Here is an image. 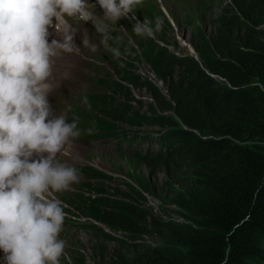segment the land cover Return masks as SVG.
<instances>
[{
    "label": "trees",
    "instance_id": "obj_1",
    "mask_svg": "<svg viewBox=\"0 0 264 264\" xmlns=\"http://www.w3.org/2000/svg\"><path fill=\"white\" fill-rule=\"evenodd\" d=\"M236 4L237 13L213 17L205 33L197 29L189 38L198 60L167 56L147 61L165 92L150 83L145 91L152 106L171 114L142 121L168 126L159 151L167 145L173 167L185 170L156 197L161 211L165 201L177 206V219L142 214L106 197L81 199L90 216L109 228L156 235L165 243L120 241L106 256L100 242L101 264H264V0ZM119 76L137 87L142 81L128 70ZM126 99L141 102L131 91ZM162 159L158 153L150 163ZM169 165L163 167L171 172ZM166 243L188 246V258Z\"/></svg>",
    "mask_w": 264,
    "mask_h": 264
},
{
    "label": "clouds",
    "instance_id": "obj_2",
    "mask_svg": "<svg viewBox=\"0 0 264 264\" xmlns=\"http://www.w3.org/2000/svg\"><path fill=\"white\" fill-rule=\"evenodd\" d=\"M96 3L103 10V20L94 16L90 8L95 9L96 5L89 0H0L1 264H69L67 260L60 262L65 240L72 239L70 234L64 235V240L59 238L64 221L73 217L81 223H88L86 218L97 221L86 209L75 205L64 212L62 202L53 195L79 182L78 170L61 162L58 156L75 158L73 140L81 132L75 120L66 122V113L53 115L48 99L55 87L56 61L65 55L80 54V47L74 43L76 30L69 18L91 22L101 34L100 45L109 48L118 59L120 50L110 47L109 41L114 37L105 21L115 23L120 18L136 21L133 9L142 5L143 0H96ZM191 3L202 11L210 8L207 0ZM162 26L160 18H156L154 27L151 21H136L133 31L137 36L151 38ZM82 45L92 52L98 50L97 44L87 37L82 39ZM187 46L191 54L184 57L198 60L191 44ZM62 200L67 201L64 197ZM78 209H82L80 213L85 218L77 216ZM76 252L78 259L74 262L80 263L85 255Z\"/></svg>",
    "mask_w": 264,
    "mask_h": 264
},
{
    "label": "rangeland",
    "instance_id": "obj_3",
    "mask_svg": "<svg viewBox=\"0 0 264 264\" xmlns=\"http://www.w3.org/2000/svg\"><path fill=\"white\" fill-rule=\"evenodd\" d=\"M150 1V0H148ZM147 1V2H148ZM210 1V8L207 11H202L197 9L196 6L188 1H180V0H152V5L156 7L158 10L157 13H162V15L154 17L151 20L152 26H155L156 18H160L163 21L162 29L155 33L154 37L151 39L156 44H160L166 48V51L161 52L160 54L156 53L151 55V58L154 62H156L162 56L168 57H182L185 54H191L189 52V48L187 46V40L194 35L197 29H201L204 31L209 29V21L206 19L207 16L215 17L218 14H223L227 11H232L233 13H237V4L241 0H207ZM163 10V12L161 11ZM205 14V15H204ZM204 20V21H203ZM133 36H137L136 34L131 36V43L128 42L126 46V51H124L123 55L121 56L124 59H133L134 56H139V49L135 45L136 38L133 39ZM142 37V36H141ZM149 38V37H147ZM184 39V40H183ZM130 41V40H129ZM113 42L116 44L122 43V41L118 38H114ZM76 68L75 69H68L67 74L70 75V81L68 83L71 89L79 90L86 87V85H79V80L83 79V77L79 74V71L83 67V62L79 58H76ZM142 58L134 61V66L132 67V71L136 73V63L140 62ZM148 61V60H147ZM151 61V60H149ZM145 62V61H144ZM146 63V62H145ZM147 64V63H146ZM58 70L61 68V61L58 60L57 63ZM147 66H141L138 73L144 74L143 80L141 83L137 85H132L129 88L130 91L133 92L134 96L137 99H140V104L134 103H127L125 106L122 107V110L126 112L128 121L124 123L127 127H139L141 129H148L153 130L154 134L152 140H147L142 143V146L145 148L146 143H150L155 148L151 149L152 152H157L158 142H159V132H170V129L166 125H155V124H146L142 120L151 119L152 121L160 120L157 115L164 116L170 115L171 113L166 111H160L157 107L152 106V98L145 91L150 81V73L147 72ZM173 68L170 70L172 72ZM161 91L165 92V88H160ZM151 107L154 110H151ZM116 109V108H115ZM151 113H150V111ZM151 115V116H150ZM177 121V120H176ZM177 124H180L177 122ZM181 125V124H180ZM183 127L173 129V131H177L182 129ZM140 129V130H141ZM145 132V130H141ZM157 133V135L155 134ZM93 145V146H92ZM119 146L125 147L124 144H120ZM92 147V148H90ZM167 145H164L159 152V155L163 156L161 162L157 163L153 166H145L138 164L134 159L130 158H123L120 156V152H118L117 146L115 144H110V146H105L103 144L98 145L96 143H86L84 142V146H79L73 156L75 158L70 157L69 159L74 162H79L81 159L83 160V164H92L99 168V172L104 174V195L107 199L113 200L116 202H123L125 204H130L134 208L140 210L142 214L150 212L155 214L156 216L161 217L163 220L165 219H174L176 221V217L174 216V210L177 206L172 203L165 201V210L161 211V199L156 198L157 196H163L164 190L168 186L172 187L173 182H176V177L181 178L184 175L185 170H177V167H173L172 159L173 153H169L166 150ZM63 161L69 162V160L65 157L62 158ZM170 164V169L172 168L171 172L164 166L163 164ZM118 170V171H117ZM142 177V178H141ZM156 177V178H155ZM83 178L84 175H83ZM95 182H89L88 186L85 188L89 189L93 195L98 193V189H95L93 185ZM78 189V186H74ZM152 192V193H151ZM74 192H63L60 194V197L72 196ZM128 196V197H127ZM136 196V197H135ZM115 197V198H114ZM63 199V198H62ZM167 202V203H166ZM95 203V202H91ZM86 208L88 205L83 204ZM118 206V205H116ZM82 209H78V217H84L80 213ZM76 213V212H75ZM85 218V217H84ZM88 222L92 224L94 228L103 229V227L107 228L106 226L95 222L91 218H86ZM149 220V219H148ZM148 226L149 225V221ZM140 223V222H139ZM201 227H206L205 221H199ZM109 229V228H107ZM111 240L112 242H107L105 238L101 239V242L105 244L107 247L104 252L106 254L110 253L113 248L117 245L120 241H127V243H146L150 245L156 244H165L159 237L156 235H140V234H125L122 230H112ZM70 236L72 237V241L75 240L77 235H74L72 231L69 232ZM109 235V232L106 233ZM78 237L83 241L75 242L72 244L76 248V250L81 251L85 255V259L82 263L73 262L72 255L77 256V253L68 252L65 256V259L72 264H101L99 260V251L98 248H95L92 251L90 245L95 244V238L92 234H88L89 240L86 241V236L83 232L78 234ZM107 237V236H105ZM87 238V239H88ZM93 240V241H92ZM109 241V240H108ZM116 243V244H115ZM169 245L168 243H166ZM104 245V246H105ZM173 248V251L177 254L185 257L187 259L188 253V246L183 245L181 243H172L169 245ZM111 250V251H110ZM72 251V250H71ZM86 251V252H85ZM78 259V257H77Z\"/></svg>",
    "mask_w": 264,
    "mask_h": 264
},
{
    "label": "bare ground",
    "instance_id": "obj_4",
    "mask_svg": "<svg viewBox=\"0 0 264 264\" xmlns=\"http://www.w3.org/2000/svg\"><path fill=\"white\" fill-rule=\"evenodd\" d=\"M239 7V6H238ZM201 12H202V10H201ZM226 18V17H225ZM222 19V18H221ZM232 19V18H231ZM230 20V19H229ZM228 21V20H227ZM221 24V23H220ZM217 29V28H216ZM215 32V31H214ZM184 40V39H183ZM160 45V44H159ZM149 61V60H148ZM148 63H150V62H148ZM151 65V64H150ZM148 86V85H147ZM152 86V85H151ZM151 116V115H150ZM170 134V133H169ZM93 146V145H92ZM154 162V161H153ZM156 165V164H155ZM118 171V170H117ZM142 178V177H141ZM156 178V177H155ZM152 193V192H151ZM128 197V196H127ZM136 197V196H135ZM115 198V197H114ZM167 203V202H166ZM117 204V203H116ZM120 206V205H119ZM133 207V206H132ZM129 208V207H128ZM131 212H132V210H131ZM119 214V213H118ZM118 216V215H117ZM122 219V218H121ZM120 220V219H119ZM126 220V219H125ZM129 220H130V218H129ZM132 222V221H131ZM120 226V225H119ZM122 226V225H121ZM124 228V227H123ZM88 238V237H87ZM88 240H89V238H88ZM93 241V240H92ZM95 242V241H94ZM116 244V243H115ZM118 244H119V242H118ZM98 245V244H97ZM90 246H92V245H90ZM115 248V247H114ZM111 251V250H110ZM86 252V251H85ZM100 253V252H99ZM106 256H107V254H106ZM109 256V255H108Z\"/></svg>",
    "mask_w": 264,
    "mask_h": 264
},
{
    "label": "built area",
    "instance_id": "obj_5",
    "mask_svg": "<svg viewBox=\"0 0 264 264\" xmlns=\"http://www.w3.org/2000/svg\"><path fill=\"white\" fill-rule=\"evenodd\" d=\"M107 228H108V227H107ZM107 228H105V227H104V229H105L107 232H109V233H110L111 231H110L109 229H107Z\"/></svg>",
    "mask_w": 264,
    "mask_h": 264
}]
</instances>
